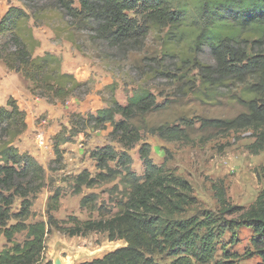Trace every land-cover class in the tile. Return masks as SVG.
Returning a JSON list of instances; mask_svg holds the SVG:
<instances>
[{"label":"trees","instance_id":"obj_1","mask_svg":"<svg viewBox=\"0 0 264 264\" xmlns=\"http://www.w3.org/2000/svg\"><path fill=\"white\" fill-rule=\"evenodd\" d=\"M23 8H0V62L20 74L28 91L51 105L90 92L89 84L63 70L62 59L46 52L36 56L41 42L35 24L53 21L56 11L65 26H56L68 41L82 32H90L94 42L110 47L130 46L142 49L150 34L161 45V54L175 65L173 80L183 85V96L194 95L205 103L216 101L226 90L230 102L244 112L228 120H200L202 129H216L221 134L250 131L255 142L252 154L264 152V0H19ZM209 52L212 63L202 61ZM161 75H170L160 73ZM159 107L154 94L141 87L124 106L116 99L95 113L73 114L70 128L63 126L53 138L57 159L62 147L89 128L104 130L111 125V137L123 151L113 146L92 153L98 173L89 171L76 178V193L113 183L122 193L115 203L116 212L107 218L99 197L90 194L81 200V208L99 214V219L80 221L71 216L67 228L54 216L60 192L52 197L47 222L28 223L37 195L45 187L46 170L30 154L22 153L17 143L27 132V114L14 98L0 107V236L10 244L0 252V264H42L47 235L55 229L70 237L92 233L107 234L110 242L124 241L126 246L101 259L82 264H237L240 257L231 246L237 231L251 229L253 252L264 264V190L249 208L232 205L223 182L213 190L218 210L200 208L191 184L158 166L151 157V147L142 143L139 154L144 173L133 171L128 151L143 141L142 133L166 142H189V130L198 123L183 119L176 125L150 127L148 114ZM119 117V120H118ZM140 120L142 129L134 125ZM114 193V192H113ZM18 212H13L17 200ZM190 212L194 214L188 216ZM15 221L14 224L10 222ZM24 236L22 243L16 242ZM230 242L226 243L227 237ZM253 253V254H252Z\"/></svg>","mask_w":264,"mask_h":264},{"label":"rangeland","instance_id":"obj_2","mask_svg":"<svg viewBox=\"0 0 264 264\" xmlns=\"http://www.w3.org/2000/svg\"><path fill=\"white\" fill-rule=\"evenodd\" d=\"M2 10L9 7L23 8L19 0H1ZM53 21L39 23L31 21L36 38L41 47L36 56L50 52L59 56L63 70L74 74L81 82L89 84L90 92L76 96L65 104L51 105L46 100L36 98L28 91L27 81L16 72L9 71L0 62V104L15 98L22 110H26L28 130L17 143L22 153L33 156L46 170L45 187L37 195L32 208L33 216L28 223L47 222L48 209L52 197L60 192L59 207L54 216L63 226L70 228L71 216L80 221L99 219V214L88 213L80 206L81 200L90 194L99 197L98 207H102L107 218L116 212L114 201L122 197L115 192L113 183H104L94 189L83 188L76 193V178L84 171L93 176L98 173L92 153L105 146H113L118 152L123 147L116 142L108 125L104 130L89 128L71 143L62 147L60 159L53 150V138L63 126L70 128L73 114H89L107 107L116 99L121 105L141 87H146L155 96L159 107L148 114L146 121L150 127L176 125L183 119L196 120L198 123L189 130V142H166L158 137L142 133L143 141L128 151L133 158L132 169L138 175L144 173V163L139 150L142 143L151 147V157L158 166H165L166 171L187 180L197 198L201 209L217 211L213 185L223 182L232 205L249 208L264 190V152L251 153L249 147L255 142L250 131L228 132L221 134L216 129H202L200 120H228L242 112L244 108L230 102L226 90L211 103H205L197 96H183V85L174 81L172 73L175 61L165 59L161 54V45L155 35L150 34L142 45L135 50L130 46L110 47L103 41L94 42L90 32L76 34L73 42L67 40L64 33L56 32V26H65L67 20L51 12ZM202 61L212 63L209 52L202 56ZM170 75H161L160 73ZM119 120V117H118ZM134 125L142 129L140 120ZM120 187V191L122 187ZM114 192V193H113ZM18 199L13 212L20 209ZM190 212L188 216L193 215ZM15 221L10 222L14 224ZM251 229L237 231L236 242L231 246L240 259L237 264H260L258 255L247 256L253 252ZM24 236L16 237L22 243ZM228 235L226 243H229ZM4 236H0V252L9 247ZM46 252L42 264H82L101 259L107 254L126 246L124 241L110 242L107 234L92 233L86 237H70L53 229L46 238ZM161 264H170L171 260L158 257Z\"/></svg>","mask_w":264,"mask_h":264},{"label":"crops","instance_id":"obj_3","mask_svg":"<svg viewBox=\"0 0 264 264\" xmlns=\"http://www.w3.org/2000/svg\"><path fill=\"white\" fill-rule=\"evenodd\" d=\"M1 5H2V1L0 0V8H1ZM10 8V7H9ZM9 8H7L6 10H2V8H1V10H2V12L3 13H6L8 10H9ZM10 98H8V100H9ZM15 99V98H14ZM19 105V104H18ZM7 106V102L6 103H4V104H0V107H6ZM20 107V106H19ZM24 111V110H23ZM25 111H27V109L25 110Z\"/></svg>","mask_w":264,"mask_h":264},{"label":"water","instance_id":"obj_4","mask_svg":"<svg viewBox=\"0 0 264 264\" xmlns=\"http://www.w3.org/2000/svg\"><path fill=\"white\" fill-rule=\"evenodd\" d=\"M58 264H60V263H58Z\"/></svg>","mask_w":264,"mask_h":264}]
</instances>
